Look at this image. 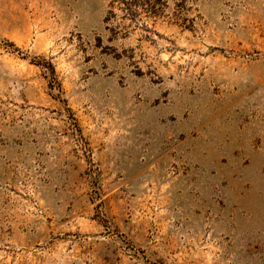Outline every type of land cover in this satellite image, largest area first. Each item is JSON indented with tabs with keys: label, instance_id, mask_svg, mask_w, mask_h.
Returning <instances> with one entry per match:
<instances>
[{
	"label": "rangeland",
	"instance_id": "obj_1",
	"mask_svg": "<svg viewBox=\"0 0 264 264\" xmlns=\"http://www.w3.org/2000/svg\"><path fill=\"white\" fill-rule=\"evenodd\" d=\"M0 264H264V0H0Z\"/></svg>",
	"mask_w": 264,
	"mask_h": 264
}]
</instances>
